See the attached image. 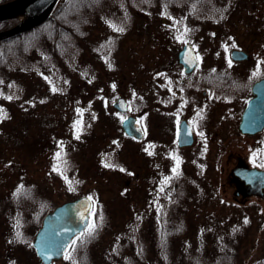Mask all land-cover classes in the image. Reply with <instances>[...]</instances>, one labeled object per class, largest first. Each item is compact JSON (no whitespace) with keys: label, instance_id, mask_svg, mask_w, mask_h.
Listing matches in <instances>:
<instances>
[{"label":"rangeland","instance_id":"rangeland-1","mask_svg":"<svg viewBox=\"0 0 264 264\" xmlns=\"http://www.w3.org/2000/svg\"><path fill=\"white\" fill-rule=\"evenodd\" d=\"M189 1L199 3L196 13L198 16L196 18H192L190 14L185 12L187 8L185 3ZM102 2L105 3L106 1ZM172 2L177 3L179 6L167 5L161 9V2L148 6L149 10L144 22L142 23L143 20L135 17L131 23L125 22L127 30L120 33L116 38L117 40H122L129 30L135 36L136 45L127 44L126 39L117 45L115 62L121 71L122 69L125 71L120 77L123 76V80H127L128 77L131 78L128 86L119 85L118 90L124 94L127 100H131L136 104H140L137 98L139 99L148 93L150 75L154 74L151 86H155V83H157L156 77H158L160 70L174 65L176 51L181 47L184 40H189L191 43L195 41L194 43L200 50L210 49V53L207 52L209 56L205 58L206 61H210L213 55L221 57L219 55L220 50L217 51L216 47L224 44L226 35L223 31L227 27L228 31L231 29L235 32L238 40H242L243 47L246 50L249 51L250 46L253 48L249 64H246L249 70L255 61V56L258 55V51L264 50V0H178V2L177 0H171ZM113 3V1L110 4L106 2L104 6L98 8V11L102 13L114 11L116 5ZM137 7L140 9L141 6L138 5ZM33 11L32 7H19V9L9 10L1 6L0 16H13L19 22H22L30 19L35 13ZM231 13L243 14L244 18H248V21L245 23L243 18L238 20L240 21L239 23L234 22L233 20L238 19V17L229 16ZM162 16L167 19L165 27L168 35L167 48L164 50ZM197 21L199 31L197 30L198 24L195 26ZM242 22L247 25L246 28L248 30L245 35L248 37L247 41L239 33ZM13 24L14 20L12 19L7 26ZM224 24H226V27ZM97 29L100 28L97 27ZM212 29H215V31H211ZM140 31L143 33L142 35ZM258 32H260V35L257 34ZM254 35H259L261 39L251 43L250 39H256ZM103 36L106 37V32H103ZM247 43L249 48L246 47ZM128 47H133L134 49L130 51L127 49ZM90 50L91 48L89 49V47L85 49V56L91 55V52L93 53V49L91 52ZM129 54H131V57L128 60ZM71 55L78 57L77 69L61 68L64 74L56 75L57 81L54 79L53 83L55 84H52L49 89L47 88L48 79H42L34 70L25 71V63L21 59L19 60L20 68L25 71L21 77L24 74L27 75L22 80L24 82L21 85L23 92L17 94L19 106L20 104H31L32 106L30 111L26 108L27 110L23 111L24 115H20V117H15L14 119L12 118L13 116H10V118L9 116L3 117L8 122L13 120L12 123H0V148L9 156V159L1 162L3 168L0 171V175H5L3 179L6 187L0 186V195L6 194L7 190L10 187H14V184L18 181L17 179L19 178L14 179V171L18 170V167L24 168L23 166H26L31 173L28 182L37 183L41 190L45 192L44 194L48 195L52 203L56 205L81 195L93 197V200L99 205L100 212H103L101 217H106L103 218L102 223H107L108 228L98 244H93L94 246L90 249V253L101 261L96 264H105L106 261L107 264H110L108 261L114 260L115 257L102 258V253L117 255L119 258L125 255L127 252L123 244L128 242L126 240L128 234L126 237L124 235L129 224L135 220H145L149 216L151 210L148 201L149 195L145 197V193L141 189H139L140 191H133L132 184L135 177L134 171H130V168L136 169V166H142V169H144L146 161L144 160L143 163L141 158L133 159L130 147L134 148V145L131 144L129 137H126L122 132L120 125L123 115L117 112L111 114L103 112L104 107L101 105L100 100L97 99L98 101H96L95 98H92L91 93L97 91L98 86L96 81L85 83L80 77L79 66L82 63V52L80 54L77 48L74 47ZM215 60L217 62V57ZM147 74L149 75L148 78ZM68 77L70 78L68 79ZM95 80L97 79L95 78ZM57 85L68 87V90L62 93L63 90H60L59 87L56 88ZM45 88L46 92L44 91ZM55 88L57 91L54 90ZM14 93H19V88L15 89ZM35 98L41 101L36 102ZM7 114L9 115V111ZM144 114H147L148 123L152 124V130L157 133L159 130L160 132L163 131L166 125L168 126V120L165 122V118L162 116L161 101L152 99L150 112L148 107V111ZM3 119L0 120L3 121ZM224 126L225 128L221 123L217 124L215 129L219 130V135L225 134V130H231L227 129L225 121ZM210 127L213 128V125L210 124ZM71 128L78 130L76 136H79V138L70 139L71 142L66 148V152L69 155H65V162L70 165V161L74 160L78 165L73 170L69 169L67 171L68 176H66L64 183L62 178L52 175V173L46 171L47 168H43L44 164L49 161L45 160L46 158L43 156L46 146L43 147L42 143L45 141L46 144V139L49 135L65 136L66 133H70ZM153 134L156 136L154 131ZM158 135L161 138V134L158 133ZM114 139L119 141L121 149L116 154L118 146L113 145L112 152L115 157L110 161V166H103L99 162L100 152L104 149L102 145ZM230 140L231 145H225L226 148L229 147L228 153L234 152V155L246 156V162L251 163L254 159L252 154L256 150L251 151V147H241L244 144L247 147L248 144L243 143L245 142L243 139L232 136ZM38 143H41V146ZM47 145L49 144L47 143ZM136 154L139 155L138 153ZM218 154H220V151L217 152ZM225 154L223 152L221 157H210L208 162L205 161L206 166H208L210 162L214 164L213 161L215 160L216 171L211 172L214 177L216 176L215 180H207V177L201 176L199 181L193 177L192 181L181 182L179 184V196H177L178 199L183 198L186 200L184 206L188 208L189 206L191 208L200 206L203 210L202 212L198 211L196 215L200 217V222H204L206 226H198L192 237L197 238L201 233V236H207L206 232L211 230L212 235L209 237L214 238L217 243L222 236L231 235L235 237L240 235L238 237L239 243L235 245V249L240 255L242 262L247 260L249 264L251 260L264 256V201L255 194H247L246 198L233 196L236 185L231 184L228 187L229 185L223 178L227 168L229 169L228 166L232 165L227 164V162L224 163ZM234 160L235 158L229 161L233 163ZM148 161L152 164L150 157H148ZM10 162L14 165H10ZM220 164L223 176L218 175ZM9 166L11 168L4 174L5 168ZM188 174L194 175L193 172H188ZM186 178L188 177L186 176ZM210 195H214V197L211 198ZM179 217L182 218V216ZM191 220H197L195 215L192 216ZM206 227L210 229L202 230V228ZM117 238H120V240H117ZM0 242L6 243L9 241L1 238L0 235ZM17 243L16 245L13 244L14 246H8L7 253H0V264H19L23 260L27 264H41L34 253L31 242L30 246H20L18 241ZM152 244L154 245L155 243ZM130 245L133 246V243L131 242ZM218 246L222 248L223 245L218 244ZM229 246L234 249L233 245L229 244ZM2 249L4 250L5 248L3 247ZM82 250L85 249L80 246L78 258L73 260L74 264L78 263L76 259L79 260ZM155 250L157 251V248ZM71 256L73 257L74 255L71 253ZM81 257L84 259L83 256ZM154 259L155 256H149L147 261L152 262ZM69 260L64 259L59 263L67 264L66 262ZM205 262L207 263L208 261ZM140 264H143V262Z\"/></svg>","mask_w":264,"mask_h":264},{"label":"flooded vegetation","instance_id":"flooded-vegetation-1","mask_svg":"<svg viewBox=\"0 0 264 264\" xmlns=\"http://www.w3.org/2000/svg\"><path fill=\"white\" fill-rule=\"evenodd\" d=\"M99 1L114 0H92L91 2L97 3ZM121 9V12L104 13L105 18L100 16L101 13L92 16L91 19L87 18V24L81 31V48H77L80 54L82 52V63L79 66L80 77L85 83L97 82L98 88L97 91L91 93L92 98H95L96 101L100 100L101 105L104 107L103 112L108 114L117 112L113 108L115 99L120 96L125 97L118 90V86H128L131 81L130 77L127 80H123V76L120 77L125 71L123 69L121 71L116 66L115 52L118 49L117 45L125 39L127 44L136 45L135 36L131 33V30L124 35L122 40L116 38L120 33L127 30L125 22L131 23L135 17L143 20V23L149 7L144 6L139 9L140 11L145 10L140 14L126 12L127 9L123 7ZM119 13L122 14L119 15ZM165 15L167 16V14ZM197 16L198 14H195L194 18ZM229 16L238 17V19L233 20L237 23L240 22L238 20L244 18L243 14L237 15V13H231ZM161 21L164 24L162 34L164 50L167 48L168 35L165 27L167 19L162 16ZM243 21L246 23L248 18H244ZM197 24L198 21L195 26ZM243 24V22L240 24L239 33L247 41L248 37L245 35L248 29L246 28L247 25ZM70 25L71 23H69V35H71ZM224 26L226 27V24ZM97 27L100 29H97ZM118 28L124 30L121 32L117 30ZM197 30L199 31V24ZM211 31H215V29ZM103 32H106V37L103 36ZM223 32L226 35V40L224 44H220V47H216L217 51L220 50L219 55L221 57L213 55L210 61H206L205 58L209 56L207 52L210 53V49L200 50L194 41L192 42V49L196 59L197 57L198 59L190 70L185 71L183 64L178 60L181 45L176 51L174 65L160 70L158 77H156L157 83H155V86H151L154 74L152 73L150 77L147 74V78L149 77L148 93L139 99L137 98L140 104L127 100L129 108L123 114V118L133 116L143 131L140 137L126 135L131 140V144L134 145V148L130 147V152L133 159L141 158L143 163L144 160L146 161L144 169H142V166H136V169L130 168V171H134L135 177L132 187L134 188L133 191L143 190L145 197L149 195L148 201L151 206L149 216L145 220L132 221L128 226V232L132 236L126 238V240L137 244L132 247L134 248V254H128L131 264H140L141 262L143 264H248L247 260L242 262L235 249V245L239 243L238 237L240 235L235 237L231 235L222 236L217 243L214 238L209 237L212 235L211 230L206 232L207 236H201V233L197 238L192 237L195 229L205 224L204 222L201 223L200 217L196 215L198 211L202 212L203 210L200 206L193 208L189 206L188 208L184 206L185 199H178L179 184L181 182L192 181L193 177L199 181L201 176L207 177V180L216 179V176L214 177V174H211V172L216 171L215 160L213 161L214 164L209 161L208 166H206L205 161L208 162L210 157H221L223 152L226 153L224 163L227 162V164L232 165L228 166L229 169L227 168L223 176L220 164L218 175L223 176L225 182L229 185L228 187L235 184L233 182L236 179L231 174L235 166L264 169V123L260 125L261 116L259 115L261 113H257V115L250 118L247 116L249 101L255 96L253 87L257 82L264 79V50L258 51V55L255 56V61L249 70L246 64H249L253 48L251 46L249 48L247 43L245 45L250 50H246L243 47L242 40H238L235 32L231 29L228 31L226 27ZM140 33L143 34L141 31ZM257 34L260 35V32ZM259 35H254L256 39H250V42L254 43L261 39ZM88 47L91 50L93 49V53L90 50L91 55L85 56V49H88ZM127 49L132 51L134 48L128 47ZM233 49L246 51L248 57L233 59L231 57ZM130 57L131 54L128 55L127 59L129 60ZM229 61H231V66ZM71 64L69 63L66 68L76 70L77 66H71ZM152 99L161 101L162 116L165 118V122L166 120L169 122L163 131L160 132L159 130L158 133L161 134V138L155 130H152L153 126L148 123L147 114H144L148 111V107L150 112ZM198 112L201 113L200 116L197 115ZM224 121L227 129L231 130H225V134L219 135V130L215 128L218 123H221L225 128ZM210 124L213 125V128L210 127ZM232 136L243 139L245 141L243 143H248L247 147L245 144L241 147H251V151L256 150L252 154L254 159L251 163L246 162V156L234 155V152L228 153L229 147L226 148L225 145H231L230 138ZM113 145L118 146L116 150V154H118L121 146H119L117 139L102 145L104 149L100 152V158L103 166H110V161L115 157L112 152ZM223 147L225 148L223 149ZM219 151L220 154L217 155ZM148 157L152 159V164L148 161ZM173 157L178 158L180 161L179 175L173 172L177 165V160ZM234 158L235 163L233 162V164L229 160ZM188 172H193L194 175L188 174ZM166 178H168L167 182H165ZM235 185L238 189L237 184ZM210 197L213 198L214 195H210ZM193 215L197 220H191ZM179 216H182V218ZM159 217L165 219L167 226L163 238L161 237L162 234L159 233V229L163 225V222L158 219ZM209 227L211 228V226ZM209 227L202 228V230L210 229ZM117 240H120V238H117ZM76 241L80 242L79 239H76ZM151 242L155 243L154 250L157 248L158 252L156 250L152 252V249L149 250L148 245ZM218 244L223 245L222 248ZM229 244L233 245L234 249ZM139 250L144 252L136 256V252ZM109 256L105 254V256L102 255V258H108ZM111 256L115 257L112 264L113 261H115V264H120L119 256ZM149 256H155L154 261H147ZM137 258H140V260ZM73 260L74 258L70 259L69 262L73 264ZM256 261V264H264V256L251 260L249 264Z\"/></svg>","mask_w":264,"mask_h":264},{"label":"trees","instance_id":"trees-1","mask_svg":"<svg viewBox=\"0 0 264 264\" xmlns=\"http://www.w3.org/2000/svg\"><path fill=\"white\" fill-rule=\"evenodd\" d=\"M106 2L110 4L111 1ZM113 2L116 8L111 12H121V8L123 7L127 9L126 12L128 11L131 14H138L145 11H140L137 7L138 5L141 6L140 9L144 6H152L157 2H161V9L165 8L167 5L179 6L175 2L171 3V0H114ZM103 3L102 1L94 3L88 0H58L51 16L44 22L15 37L0 41V119L6 116H9V118L13 116V119L15 117H20V115H24L23 111H25L26 108L30 111L32 105L20 104L19 106V98L17 97V94L23 92L21 85H23L24 82L22 80L27 75L24 74L22 77L21 75L25 73V71L30 69V71L34 70L42 79H48L47 88L49 89L52 84H55L53 83L54 79H56L55 76L58 74L60 75L58 68H66L69 63L77 62V57L72 56L71 53L74 47L78 49L81 48L80 38L82 28L87 24V18L91 19L92 16H97V14L100 13V16L105 18L104 13L98 11V8L104 6L105 3ZM198 6L199 3L195 1L186 2L185 7L187 8L185 12L190 14L193 18L197 13ZM10 22L11 20L0 21V29L5 28ZM69 23H71V35H69ZM20 59L25 63V71L20 69ZM58 87L60 90L62 89L63 92L68 90V87L57 85L56 88ZM18 88L19 93H14V90ZM56 88L55 90L57 91ZM44 91L46 92V88ZM8 97H12V99H8ZM35 100L36 102L41 101L37 98H35ZM8 111L9 115L7 114ZM12 121L8 122L3 119V121L0 120V123L6 124L12 123ZM77 131L76 128H71L69 131L70 133H66L67 135L65 134V136L49 135L46 139V144L45 141L42 143L43 147L46 146L43 156H45V160L49 161L44 164L43 168H47L46 171L52 173V175L62 178L64 183L66 176H68L67 171L69 169L73 170V168H76L78 165L74 160L70 161V165L65 162V155H69L68 152H66V148L69 142H71L70 139L77 137ZM47 143L49 145H47ZM38 144L41 146V143ZM58 153L60 154L59 159L57 158ZM7 159H9V156L0 148V171L3 168L1 162ZM99 162H101V160H99ZM10 165L14 164L11 163ZM23 167L24 168L18 167V170L14 171V179L19 178L14 184V187H10L6 194L0 195V235L1 238L9 241L6 243L0 242L1 254L7 253L8 246L11 247L14 246L13 244H18L17 241L20 246H30L32 236L39 227L43 215L56 205L52 203L48 195L44 194L45 192L41 190V187L37 183L28 182L31 173L26 166ZM57 167L60 169L59 171L54 170ZM10 168L11 166L6 167L4 174L7 173ZM69 175H71V173H69ZM4 176L5 175H0V186L6 187L5 180L3 179ZM98 206L97 203L90 222V224L94 223L96 225L93 234L91 236L82 237V234L88 231L89 226H87L82 232L76 235L80 242H77L75 245L77 248L72 250V254L74 255L73 258H78L80 246L85 249L82 250L79 260L76 259L78 261L77 264H96L97 262H101L90 253V249L94 246L93 244H98L108 228L107 223H102L103 218L106 217H101L103 216V212H100ZM158 219L163 222V225H161L159 229V233L162 234L161 237L163 238L165 236V230L167 229L166 222L162 217ZM18 233L19 236L17 235ZM127 234L128 237L132 236L128 232V228L124 236L126 237ZM81 239L83 242H81ZM130 243L131 242L128 241L123 244L127 253L119 258L120 264L132 263L128 258V254H134V248L132 247L137 244L133 243V246H131ZM154 245L152 243L148 245L149 250L152 249V252H155ZM3 247L5 248L4 250L2 249ZM143 252L142 250L137 251L136 256L141 255ZM102 255L105 256L103 253ZM111 255L112 254H110V256ZM81 256H83L84 259H82ZM140 258L142 257L140 256ZM140 258L137 259L140 260ZM61 261H63V259H61L60 262ZM21 263L27 264L24 260L19 262V264ZM66 263L71 264L69 261ZM108 263L112 264V261H108ZM256 263L257 261L253 264ZM53 264L60 263L54 262ZM105 264H107V261ZM113 264H115V261H113Z\"/></svg>","mask_w":264,"mask_h":264},{"label":"water","instance_id":"water-1","mask_svg":"<svg viewBox=\"0 0 264 264\" xmlns=\"http://www.w3.org/2000/svg\"><path fill=\"white\" fill-rule=\"evenodd\" d=\"M55 1L10 0L2 4V8L9 10L19 9V7H32L33 13H35L30 19L8 29L1 30L0 40L41 23L48 17ZM232 56L235 59H240L244 58L246 53L235 50L232 52ZM178 58L183 63L185 71L193 67L195 57L188 42L179 51ZM253 91L255 96L249 101L247 116L250 118L257 115V113H261L259 116H261L260 125H262L264 123V79L254 85ZM114 107L120 111H126L127 107L124 98H118L114 103ZM122 127L131 136L140 137L142 135V131L133 117H126L122 121ZM231 174L243 192L246 194H256L264 199V169L236 166L233 168ZM91 205V199L86 195H81L73 200L65 201L55 206L42 217L41 225L32 239V247L42 264H50L53 259L60 258L69 245L71 238L89 224Z\"/></svg>","mask_w":264,"mask_h":264},{"label":"snow or ice","instance_id":"snow-or-ice-1","mask_svg":"<svg viewBox=\"0 0 264 264\" xmlns=\"http://www.w3.org/2000/svg\"><path fill=\"white\" fill-rule=\"evenodd\" d=\"M113 27H115V26H113ZM117 30L122 32L124 29H123V28H118ZM186 31H187V29H186ZM178 38H179V37H178ZM184 42L187 43V41H184ZM197 59H198V57H197ZM229 65L231 66V61H229ZM54 90H55V89H54ZM8 99H12V97H8ZM197 115L200 116L201 113L198 112ZM201 118H202V117H201ZM201 135H203V134L201 133ZM77 138H79V136H77ZM146 150H147V149H146ZM150 154H151V153H150ZM59 156H60V154L58 153V154H57V158H58V159H59ZM173 158L177 160V165H176V167L173 169V172H174L175 174L179 175V171H178V169H179V163H180V161H179V159L176 158V157H173ZM54 170L59 171L60 169L57 167V168H55ZM167 180H168V178L165 179V182H167ZM245 222H247V221H245ZM95 228H96V225H95L94 223H93V224H90V225H89V228H88V231H87L86 233H83V234H82V237H83V236H91V235L93 234V232L95 231ZM17 235L19 236V233H18ZM81 242H83L82 239H81ZM72 245H73V250H74V249H75V245H76V241H73V242H72ZM65 259H72L71 253H69L68 255H66V256H65Z\"/></svg>","mask_w":264,"mask_h":264},{"label":"bare ground","instance_id":"bare-ground-1","mask_svg":"<svg viewBox=\"0 0 264 264\" xmlns=\"http://www.w3.org/2000/svg\"><path fill=\"white\" fill-rule=\"evenodd\" d=\"M21 15H23V14H21Z\"/></svg>","mask_w":264,"mask_h":264}]
</instances>
